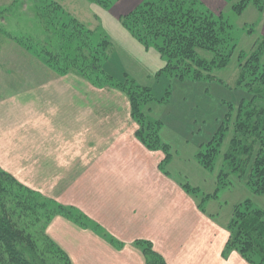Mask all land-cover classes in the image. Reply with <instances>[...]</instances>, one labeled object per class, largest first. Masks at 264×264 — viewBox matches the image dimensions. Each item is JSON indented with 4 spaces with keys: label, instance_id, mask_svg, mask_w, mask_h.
Returning <instances> with one entry per match:
<instances>
[{
    "label": "crops",
    "instance_id": "crops-1",
    "mask_svg": "<svg viewBox=\"0 0 264 264\" xmlns=\"http://www.w3.org/2000/svg\"><path fill=\"white\" fill-rule=\"evenodd\" d=\"M139 3L121 0L110 10L117 44L133 45L118 19ZM259 14L264 39V8ZM43 71L34 86L0 98V167L117 243L56 215L46 234L72 264H145L135 241L149 242L166 264H247L234 251L223 257L226 226L182 188L198 187L173 174L169 161L160 168L164 154L138 141L122 92Z\"/></svg>",
    "mask_w": 264,
    "mask_h": 264
},
{
    "label": "trees",
    "instance_id": "trees-1",
    "mask_svg": "<svg viewBox=\"0 0 264 264\" xmlns=\"http://www.w3.org/2000/svg\"><path fill=\"white\" fill-rule=\"evenodd\" d=\"M86 1L108 9L118 0ZM250 1L259 12L263 11L264 3L256 0H240L232 4L233 11L240 14ZM35 10L45 32L52 33L54 39L46 36L44 42L26 47L22 37L16 39L18 43L57 76L74 75L95 88L111 87L122 92L129 101L131 118L138 126L136 138L148 150L164 154L160 166L163 168L170 160V153L159 138L160 122L142 112L152 100L151 91L135 84L126 75L122 81L108 75L103 66L108 60L109 41L85 29L84 24L59 4L42 0L35 4ZM120 22L145 50L153 48L158 53L164 64L161 71L179 79L186 76L213 79L209 73L226 67L236 49L231 25L198 0H143L121 17ZM202 52L210 56L203 57ZM263 57V38L253 45L248 57L239 52L236 88L242 89L247 99L241 98L237 106L228 104L217 132L196 154L198 163L212 171L229 134L228 148L221 157L223 169L217 176L218 186L227 185L225 180L229 173L240 176L248 171L246 184L258 195L264 194ZM183 187L187 193L195 191L187 185ZM56 215L96 231L108 242L117 244L80 212L42 198L0 169V264H71L66 254L45 235L47 224ZM226 230L229 237L223 257L234 251L247 264H264V211L244 201L234 207ZM134 246L142 252L145 264H166L149 242L135 241Z\"/></svg>",
    "mask_w": 264,
    "mask_h": 264
},
{
    "label": "rangeland",
    "instance_id": "rangeland-1",
    "mask_svg": "<svg viewBox=\"0 0 264 264\" xmlns=\"http://www.w3.org/2000/svg\"><path fill=\"white\" fill-rule=\"evenodd\" d=\"M40 1L42 0H0V98L34 86L48 75L46 71L42 72V68L47 67L26 49L28 44L34 46L44 42L46 36L54 39L52 33L45 32V27L36 17L35 4H39ZM47 1L59 4L65 12L84 24L85 29L106 37L110 43V50L103 69L108 75L118 81H122L126 75L135 84L151 91L152 100L142 112L146 117L160 122L159 138L168 146L170 153L168 168L182 179L187 177L189 183L198 187L192 188L190 185L189 188L195 191L188 193L198 197L202 208L207 207L214 212L219 223L226 227L234 207L244 201H249L253 207L264 211V194L253 193L246 184L248 171L240 176L229 173L225 180L227 185L218 186L217 176L223 169L221 157L228 148L229 134L223 141L221 155L212 171L204 169L196 159L200 148L212 139L224 120L228 104L237 106L241 98L247 99L243 90L236 88L239 76L237 56L239 52H243L248 57L253 52V45L261 39L258 25L260 14L252 1L240 14H237L233 11L232 4L240 0L229 3L223 0H198L215 16L222 17L231 25L232 38L236 43V49L226 67L214 69L209 73L213 79L205 76L202 79H194L193 76L179 79L161 71L163 61L153 48L145 50L133 38V45L117 44L111 34V29L117 25L112 20L110 10L121 0L108 9L90 4L86 0ZM134 1L141 3L143 0ZM256 1L259 4L264 3V0ZM125 15L127 14L120 18ZM120 18L118 23L121 25ZM121 27L130 35L129 37H133L122 25ZM22 37L26 40L25 42L21 39L26 47L16 40ZM111 40L114 41V46ZM201 55L210 56L207 52H202ZM262 63L264 64V57ZM0 169L4 171L1 167ZM182 188L184 189L183 186ZM35 225L39 227L40 224ZM68 260L71 263L69 258Z\"/></svg>",
    "mask_w": 264,
    "mask_h": 264
}]
</instances>
